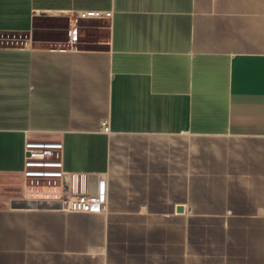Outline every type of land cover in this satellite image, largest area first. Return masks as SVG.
Instances as JSON below:
<instances>
[{"label":"crops","instance_id":"0c3cea01","mask_svg":"<svg viewBox=\"0 0 264 264\" xmlns=\"http://www.w3.org/2000/svg\"><path fill=\"white\" fill-rule=\"evenodd\" d=\"M26 132L104 208L13 207ZM0 264H264V0H0Z\"/></svg>","mask_w":264,"mask_h":264},{"label":"built area","instance_id":"2783aa9c","mask_svg":"<svg viewBox=\"0 0 264 264\" xmlns=\"http://www.w3.org/2000/svg\"><path fill=\"white\" fill-rule=\"evenodd\" d=\"M77 14L68 15L67 37L70 49L77 48ZM108 130V126H103ZM64 143L56 137L25 133L21 169L25 199L53 200L63 210L95 212L104 208V200L85 187V175L64 167Z\"/></svg>","mask_w":264,"mask_h":264},{"label":"water","instance_id":"95a60500","mask_svg":"<svg viewBox=\"0 0 264 264\" xmlns=\"http://www.w3.org/2000/svg\"><path fill=\"white\" fill-rule=\"evenodd\" d=\"M13 207H37V208H61L59 201L53 200H30V199H17L12 202Z\"/></svg>","mask_w":264,"mask_h":264},{"label":"rangeland","instance_id":"374dc122","mask_svg":"<svg viewBox=\"0 0 264 264\" xmlns=\"http://www.w3.org/2000/svg\"><path fill=\"white\" fill-rule=\"evenodd\" d=\"M11 38H13L14 42H18V41L21 42L24 37H20V36L12 37L11 36ZM26 38H30V35H28ZM8 39L11 40L10 38Z\"/></svg>","mask_w":264,"mask_h":264}]
</instances>
